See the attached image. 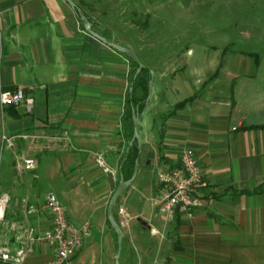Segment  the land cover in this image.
<instances>
[{"label":"crops","instance_id":"0c3cea01","mask_svg":"<svg viewBox=\"0 0 264 264\" xmlns=\"http://www.w3.org/2000/svg\"><path fill=\"white\" fill-rule=\"evenodd\" d=\"M73 1L96 32L137 52L131 46L136 20L160 11L162 0ZM147 65L153 93L139 121L143 156L115 208L127 209L124 242L134 264H161L167 255L165 264L173 255L189 264H263L264 115L258 113L264 96L235 78L221 88L210 85L206 73ZM130 68L127 56L86 30L67 0H0V92H25L18 104H0V186L12 198L7 219L44 229L50 221L46 194L54 192L69 220L88 226L73 264H115L107 207L127 148L122 117ZM184 149L197 157L207 182L203 206L169 222L154 204L158 173L178 165ZM100 153L109 172L96 162ZM22 157L34 158L35 169L19 167ZM23 199L39 213L27 217L17 204ZM8 236L0 224V244ZM53 256L39 244L23 264H46Z\"/></svg>","mask_w":264,"mask_h":264},{"label":"rangeland","instance_id":"374dc122","mask_svg":"<svg viewBox=\"0 0 264 264\" xmlns=\"http://www.w3.org/2000/svg\"><path fill=\"white\" fill-rule=\"evenodd\" d=\"M159 4L160 11L142 15L136 20L140 27L132 30L136 42L131 46L147 64L160 71L188 68L197 74L206 73L210 85L221 88H229L235 78L239 86L264 96V0H162ZM144 30L146 35L140 38L138 33ZM246 72L249 76L244 75ZM258 115H264V109ZM113 173L118 175V170ZM121 207L127 212L126 207L118 206L120 223L129 217L120 213ZM166 259L168 255L161 264ZM134 260L123 240L120 263L134 264ZM170 264L189 263L173 255Z\"/></svg>","mask_w":264,"mask_h":264},{"label":"built area","instance_id":"2783aa9c","mask_svg":"<svg viewBox=\"0 0 264 264\" xmlns=\"http://www.w3.org/2000/svg\"><path fill=\"white\" fill-rule=\"evenodd\" d=\"M24 99L25 92L21 88L0 92L2 107L18 104ZM27 103L31 107L32 99H27ZM7 141L11 146L12 142L9 139ZM96 162L106 172L110 171L102 153L96 156ZM18 166L32 171L36 167V161L31 157H22ZM158 180L160 188L154 204L167 221H174L177 215L192 217L196 209L203 206V190L207 182L198 159L191 150L182 151L180 161L175 167L159 171ZM11 202L12 198L8 193L0 192V224L5 227L7 234H11L0 244V262L23 264L34 246L45 244L54 252V256L46 264H73L77 251L83 245L88 226L77 227L73 224L57 195L52 191L46 194L49 225L42 230L28 222L8 220L7 212ZM19 203L27 217L39 213L38 208L29 204L26 199L17 201V204ZM120 213L126 215L127 212L121 207ZM121 223L125 224L124 221Z\"/></svg>","mask_w":264,"mask_h":264},{"label":"trees","instance_id":"16d2710c","mask_svg":"<svg viewBox=\"0 0 264 264\" xmlns=\"http://www.w3.org/2000/svg\"><path fill=\"white\" fill-rule=\"evenodd\" d=\"M124 55L127 56L126 54ZM128 59L131 64L130 88L126 95L125 109H124V114L122 117V125H123V130H124V136L127 141V148H126V152L124 153V155L122 156L120 160V167H119V175L120 177H123L124 180H128L132 177L134 173L136 161L138 158L141 159L142 157L141 154L139 153V147H138L137 141H135L132 145H130V142L133 138V133H134L133 116L135 113L134 111H136V114L140 117L143 111L145 110L149 102L148 101L149 84H150V81L153 80V70L150 66L145 64L146 67H144L141 70V72L136 74L137 69H138V64L130 57H128ZM185 103L186 101H183L178 106H181ZM115 215L118 220V216L116 212H115ZM178 217L179 215H177V218ZM114 234L117 239V234L115 231H114Z\"/></svg>","mask_w":264,"mask_h":264},{"label":"water","instance_id":"95a60500","mask_svg":"<svg viewBox=\"0 0 264 264\" xmlns=\"http://www.w3.org/2000/svg\"><path fill=\"white\" fill-rule=\"evenodd\" d=\"M73 7H75V9H77V11L79 12V16L81 18V20L83 21V24L86 28V30L93 35L94 37L100 39L101 41H103L104 43H107L109 46L113 47L114 49H116L117 51L126 54L128 57H130L131 59H133L137 64H138V69H137V73L141 72V70L146 67L145 63L143 62V60L141 59V57L138 55V53L131 49L128 48L126 46L120 45L116 42H112V41H108L107 38L103 37L100 33L96 32L93 29V23L91 22V20L82 13L81 9L77 6V4L73 1V0H67ZM132 90V89H131ZM152 93H153V80L150 81L149 84V95H148V101H150L151 97H152ZM134 133H133V138L130 142V145H132L135 141H137L138 143V147H139V153L141 154V156H143V147H142V142H141V138L139 135V121H140V117L136 114V111H134ZM154 157V152L150 151L147 153V164L151 163V159ZM139 165H140V158L137 159L136 161V165L134 168V173L132 175V177L128 180H124L123 177H120L118 183L116 184L115 182H112V187L114 189L113 194L111 195L110 201L108 203V207H107V218L111 224V227L114 229V231L117 234V253L115 256V264H121L120 263V258H121V254H122V248H123V240L125 237V231L121 225V223L117 220L116 215H115V205L117 203V201L120 199V197L123 195V193L125 192L126 188L131 185V183L135 180L137 173L139 171ZM110 176L113 178L114 177V173L110 172ZM139 222L142 223L144 226L147 225V222L144 221L143 219H139Z\"/></svg>","mask_w":264,"mask_h":264}]
</instances>
